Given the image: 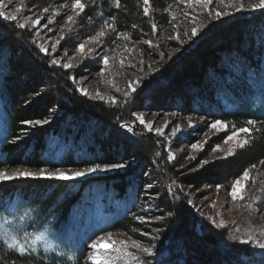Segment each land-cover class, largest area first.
I'll list each match as a JSON object with an SVG mask.
<instances>
[{
    "label": "trees",
    "instance_id": "1",
    "mask_svg": "<svg viewBox=\"0 0 264 264\" xmlns=\"http://www.w3.org/2000/svg\"><path fill=\"white\" fill-rule=\"evenodd\" d=\"M24 2L27 8L38 10L71 7L72 0ZM82 2L86 5L84 12L61 35L65 39L57 40L53 52L51 39H40L41 34L31 26L19 29L15 22L0 19V119L5 132L0 144V167L74 170L91 166L93 161L106 164L121 160L130 162V166L78 182L21 178L0 183V217L11 234L32 236L45 229L70 234L87 224V218L94 214L90 213L99 203L110 221L103 229L93 232L91 238L111 233L120 234L131 243L137 240L144 245L155 244L151 260L145 257L150 264H264V255L254 251L253 246L232 239L233 235H243L249 225L254 229L264 228V164H261L264 161V11L249 18H245L249 11H243L235 19L217 21L208 18L203 7H187L181 0H150L147 16L143 13L142 0H120L119 7L115 6V0ZM191 16L196 21L188 19ZM187 21L197 22L201 31L199 43L193 49H186L185 58L179 59L178 55L174 59L172 55L159 58L160 50L145 43L162 36L168 44L165 50L178 51L176 42H184L181 37L185 28L182 36L176 35L180 36L177 40L166 36H171L174 22L187 24ZM107 25H112L115 31ZM63 26L58 23L54 31L59 32ZM102 30L105 35L98 38L101 48L125 40L139 46L140 60L144 57L155 60L154 67L149 61L137 63L135 72L141 78V85L136 86L130 98L115 97V104L77 92V84L69 79L73 77L71 70L62 66L65 53L74 52L83 40ZM38 46L47 49V54ZM191 56L182 66L184 59ZM52 59H57L59 66L52 65ZM148 68L154 69L152 74L145 72ZM151 82L148 89L144 88ZM145 108L162 114L193 116L209 123L216 120L227 123L229 132L212 138L204 149L206 153L224 141L233 125L245 127L251 119L257 122L260 131L254 129L248 144L233 155L183 179L170 166L166 147L157 135L142 127L132 135L118 130L121 123L135 120ZM43 119L49 123L37 126L25 123ZM156 167L161 168L160 184L167 193L173 190L175 201L141 217L153 221L160 216L159 225L135 219L146 208L142 174L145 169ZM246 169L254 176L243 194L246 205H239L243 212L232 219L238 225L229 224L206 233L197 224V229L192 231L195 217L191 216L183 186L222 185L227 189ZM169 178L175 179L176 184ZM255 197L261 198L259 209L249 210L247 204ZM169 211L172 216L168 215ZM29 223L43 227H29L25 232ZM237 227L241 229L239 234L235 232ZM157 228L159 232L155 231ZM141 233L157 238L148 239ZM80 247L78 244L74 248L60 247L53 252L34 247L25 256H19L0 237V264H88Z\"/></svg>",
    "mask_w": 264,
    "mask_h": 264
},
{
    "label": "rangeland",
    "instance_id": "2",
    "mask_svg": "<svg viewBox=\"0 0 264 264\" xmlns=\"http://www.w3.org/2000/svg\"><path fill=\"white\" fill-rule=\"evenodd\" d=\"M182 1V0H181ZM241 2L245 5L244 10L246 13L245 18H249L253 15L260 14L264 10H256L252 11L248 5L250 3L255 2V0H241ZM0 3H3L5 5V10L9 13H14L16 7H21L23 12V18H31L28 21V26H31V20L39 18L40 24L36 25L35 28H32L38 31V34H41L40 39H51V43L55 44L57 40L60 38L61 35H64L63 33L67 32L68 26H70L71 23H74L76 19L75 12L71 9L69 6H51L48 7L49 11L45 12L44 9H38V10H32L26 7L24 0H0ZM185 3V2H184ZM187 4V3H186ZM187 7L188 4H187ZM191 7H201L199 5L193 4ZM204 8V7H203ZM199 10H202V8H198ZM198 9H196V13L198 12ZM205 9V8H204ZM209 10L211 14L208 16V18L211 16L213 17V20L222 21L224 19H235L238 16H240V12L243 11H236V0H211V2L208 4L207 9H205V13L209 14ZM219 11L222 13L221 17L218 19L215 16V12ZM58 13L57 15H53V13ZM244 12V13H245ZM224 13H228V15H224ZM20 16L21 14H17ZM68 15H71L74 17V20L72 22H66V17ZM49 19H51L52 23H49ZM188 19H192L188 18ZM196 21V20H193ZM191 22L187 21V24H184L183 22L181 25L178 22H174L172 26L170 27L173 29V32L171 31V36H166L169 39H175L177 40L178 37L176 35L182 36V29L185 28L183 31L187 33L185 35L183 33V43L182 42H176V44L179 47V50H165L164 47L167 46L165 41H163L162 36H155L153 42L150 46H153V48H158L159 51V58L166 57L167 55H172L173 59L177 56V58H185L186 56V49H193L196 44L199 43V33L200 28L197 27V22ZM20 22H23V19L20 20ZM58 23H63L64 26L60 27L59 32H55L54 28L55 25ZM72 25V24H71ZM175 25V27H173ZM184 25V26H183ZM193 27H196L198 29L197 36L193 37L191 36V30ZM173 34V35H172ZM96 37V36H94ZM162 38V39H161ZM174 41V40H173ZM81 43H84L86 45L84 53H80L78 51L65 53V58L63 59L62 64L64 63H70L73 65V67L68 68L71 70V75L75 79V83L78 87H83L87 90L88 95L90 99L93 98H101L112 101L115 97H122L125 92H131L132 88H136L137 82L141 81V78L138 74H136L135 69L138 62L146 63L149 61L147 58H142L140 60L139 54H138V45L129 41L121 40V41H115L111 46H105V48H101L102 45L99 43H93L90 39L83 40ZM51 44V45H52ZM147 45H149L147 43ZM51 47V46H50ZM92 49V52L90 53L88 50ZM51 50L53 52V49L51 47ZM184 50V51H183ZM185 53V54H184ZM184 54V55H182ZM108 56L109 61L107 66L102 64L100 62V58L102 56ZM156 55V54H154ZM87 57V58H85ZM189 59H192V56L189 58L184 59L182 62V66L184 63L189 62ZM152 67L155 65V60L149 61ZM158 65V64H157ZM153 68H148L145 70V72L149 71L151 74L153 73ZM103 73L102 75L100 73ZM147 74V73H146ZM21 82V80H20ZM152 82L148 85L144 86V88L148 89L151 86ZM187 84V83H186ZM141 85V82L139 83V86ZM48 86L45 87V89ZM170 87V85H169ZM141 88V87H140ZM168 88V87H166ZM116 89H119V91H116ZM44 90V89H43ZM97 92H99V95H97ZM134 92H131V95ZM148 108H145L144 113L138 114L139 116H143L146 121H151L153 124V129L161 128L164 135H157L155 131H151L155 136L157 135L158 138L164 143L165 149H168V151L165 150V153L167 155V160L170 162V166L173 168L175 172L179 176H181L183 179L188 176H191L193 174H196L198 172L203 171L205 168H207L209 165H211L214 162H218L220 160H223L224 157H229L228 152L230 149L233 150V153H235L239 147H233L234 142L229 141L228 143L221 142L219 145V150L213 152L212 149L206 153L207 145L209 144V141L219 135L220 133L224 132L223 129L220 131H217L215 129H210L209 125L212 123H209L207 121H203L201 119H198L197 117L193 116H186L181 117L178 115L173 114H162L159 113V111H149ZM122 112V111H121ZM121 114V113H120ZM167 122L168 126L164 127L165 123ZM191 122L194 127L189 128L188 124ZM127 123L129 128H122L121 125ZM121 123L118 126V130L124 131L125 133L132 135L136 131L139 132V127H143L135 117V120L128 121ZM179 124L181 126L182 131L177 134L176 137H172L170 135L172 128ZM131 129V130H129ZM145 129V128H144ZM147 132V129H145ZM4 123L0 119V144L2 141V138L4 136ZM244 134H241V137L243 138ZM206 141V143H205ZM193 143H198L200 145V150L192 149L191 145ZM205 149V150H204ZM141 150V149H140ZM169 151L175 156V159L169 160L168 154ZM140 153V152H139ZM203 153V154H202ZM141 151V157H144L142 155ZM204 158H200V157ZM231 156V155H230ZM189 157H195L194 159H189ZM140 159V155L138 157ZM206 160L209 161L208 164L204 165L203 167L200 166V161ZM133 165V162L131 166ZM62 171L69 172V171H76L79 169H61ZM161 168L156 167L152 168L151 170L145 169L144 173L142 174V178L144 181V205L146 208L142 209L138 214L145 215L150 214L151 212H155L157 209L160 211V206L162 204L172 205L175 201L173 196V190L171 189L170 193H167V191L164 189V186L160 184V176L159 171ZM0 171H5L7 173H12L15 171H28V172H38L39 170H30L26 168H10V167H0ZM47 171H54V170H47ZM113 170L106 171V172H96L92 175L80 178L78 180H74L73 182L78 181H84L90 178H94L97 176H104L106 174L112 173ZM177 176V175H176ZM254 176V173H252V177ZM171 178V177H170ZM170 182L176 184L175 179H170ZM243 182V181H242ZM171 183V187H172ZM229 188H223L221 187L220 191H217L216 187H203L198 188L197 186L191 187V186H183V194L187 198V201L191 200L192 204L188 203V207L190 210H192V215L194 218V225L192 228V231H195L196 225H200V229L206 231V233L210 232V230H213L217 228L215 225L218 224L221 220L224 221L225 225L231 224L232 226L238 225V221L235 223L232 222V219L234 218V215L240 214L241 208H239V205H246L245 200L244 201H236L233 202L231 197L229 196ZM256 190V189H255ZM244 194V192H243ZM173 199V200H172ZM146 200V201H145ZM103 206L99 203H96L94 206V211L91 212L90 217L87 218L86 222L83 226L79 227L78 230H74L70 234H60V233H54L49 230H47V239L45 241H38L35 248H40L46 252H53L55 249H58L60 247H68L74 248L77 244L81 245L80 249L81 251H84V254L86 255V261L88 264H90V261L87 260V257L89 253L91 252V249L88 248V244L92 242L93 239H95L97 236L91 238V235L95 231H99L103 229L105 225L108 224L109 216H106L102 213ZM161 213V212H159ZM139 216L135 218L136 220H141ZM160 217V216H157ZM215 221V223H213ZM144 223H153L154 225L160 224V219L157 220H146L143 218ZM0 237H4L5 240L7 237L11 236L10 229L7 228L6 224L2 221L0 217ZM93 226V227H92ZM92 227V229H90ZM44 231V230H43ZM7 234V236L5 235ZM38 233H35L32 236H35ZM108 233H103L99 236H103L105 239L108 238ZM88 237V238H87ZM111 238L113 240H123L128 244H131V240L120 235V234H111ZM148 239L151 238V236L148 235ZM10 242V241H9ZM203 244V243H202ZM200 247V249H203V251H206L205 248L201 245L196 243ZM204 245V244H203ZM251 245V244H250ZM252 246V245H251ZM203 247V248H202ZM129 251L133 252L135 254L134 248L128 249ZM254 251H256L258 254L264 255V250L258 249L254 247ZM207 252V251H206ZM149 260H151V257H149ZM112 264H123L120 260H113Z\"/></svg>",
    "mask_w": 264,
    "mask_h": 264
},
{
    "label": "snow or ice",
    "instance_id": "3",
    "mask_svg": "<svg viewBox=\"0 0 264 264\" xmlns=\"http://www.w3.org/2000/svg\"><path fill=\"white\" fill-rule=\"evenodd\" d=\"M149 2L150 0H142V3L144 5L143 7V13L145 16L149 15ZM182 2H185L188 4L189 7H191L193 4L199 5L201 7H204L207 9L208 4L211 2V0H182ZM115 6L119 7L120 6V0H115ZM5 5L3 3H0V19H3L4 21H9V22H15V25L19 29H25L28 25V21L31 18H23V12L21 7H16L14 13H9L5 10ZM86 5L82 2V0H72L71 2V9L75 12L76 16H79L82 12H84ZM245 5L241 2V0H236V11H243ZM248 7L252 11L256 10H264V0H255V2L250 3ZM45 12H48L49 9L45 8ZM165 11H169V9H165ZM17 14H21L18 16ZM58 13L54 12L53 15H57ZM211 14L209 10V15ZM187 16V13L184 14ZM222 15L221 12L216 11L215 16L216 18H220ZM224 15H228V13H224ZM23 19V22H20V20ZM175 19V17H173ZM193 20L196 19V17L192 18ZM74 20V17L71 15H68L66 17V22H72ZM49 23H52L51 19H49ZM40 24V19H32L31 20V26L33 28L36 27V25ZM107 27H111L113 31H115V28L112 25H107ZM135 27V25H133ZM175 27V25L173 26ZM153 32L156 31V25H152ZM198 34V29L196 27H193L191 30V36L195 37ZM105 35V32L102 30L96 34V37H89V39L93 43H99L100 37H103ZM187 35V33H185ZM125 39H129L127 35L124 36ZM61 40L65 39V37L61 36ZM59 42V41H58ZM57 42V43H58ZM145 43H148L151 45L150 41H145ZM56 44H52L51 47L53 50L56 49ZM40 47V51L44 52L47 54V49H45L43 46H38ZM86 45L84 43L78 44L76 47V51L80 53H84ZM90 53L92 52V49L88 50ZM87 58V57H85ZM109 61L108 56H102L100 58V62L107 66ZM52 65H58L59 66V61L57 59H52L51 60ZM65 69L73 67L72 64L70 63H64L62 65ZM101 75L103 74L102 72L100 73ZM69 79H73V77H69ZM142 82V81H141ZM139 83L137 82V87H139ZM77 92H80L82 95H88V92L85 88L83 87H78L76 88ZM116 91H119V89H116ZM136 89L132 88L131 92H135ZM131 92H125L124 95L126 98H130ZM97 95H99V92H97ZM264 95V94H262ZM103 99V97H101ZM112 103L115 104L116 101L115 99L112 100ZM134 115H136L134 113ZM175 115V114H173ZM136 120L143 125L145 129L148 131H155L157 135H164L163 131L161 128H156L153 129V124L151 121H146L143 116L136 115ZM26 124H29L31 126H37V125H44L49 123L47 119L43 120H35V121H25ZM256 121L255 120H247L246 124L248 126L245 127H239L236 128L235 125L232 126V130L230 131V134L226 135L224 139V143H228L229 141H233V147H239L243 148L245 147L246 144L249 142V137L252 135L253 130L259 132L260 129L256 128ZM168 124L167 122L165 123L164 127H167ZM122 128H129L127 123H124L121 125ZM189 128L194 127V125L189 122L188 124ZM210 129H215L217 131H220L223 129L225 132H229V125L225 123L222 120H216L212 124L209 125ZM131 130V129H129ZM182 131L181 126L179 124L175 125L172 128V131L170 135L172 137H176L178 133ZM241 134L243 135V138L241 137ZM17 140L20 139V137L16 138ZM15 142V141H13ZM206 143V141H205ZM192 149L200 150V145L198 143H193L191 145ZM168 151V149H165ZM219 150V145H217L215 148L212 149L213 152ZM233 150L230 149L228 152V155H233ZM159 155V153H157ZM195 157H189V159H194ZM227 157H224L226 159ZM168 159L171 161L175 159V156L169 151L168 154ZM91 166L76 170V171H69L65 172L62 171L59 167H57L54 171H47L43 168L39 169L38 172H28V171H15L12 173H7L5 171H0V183L4 182H9L12 180H17V179H47V180H55V181H63V182H68V181H74L78 180L80 178L92 175L96 172H106L110 170H115V169H125L130 166V162L121 160L118 162H113V163H106V164H101L99 162H90ZM209 161L206 160H201L200 161V166L203 167L204 165L208 164ZM261 164H264V161H261ZM255 165L252 166L253 169H255ZM252 171L250 169H246L243 171L242 176L240 178H237L231 185V188L229 190V196L231 197L233 202L236 201H244L245 196L243 195V192L246 190V186L248 185V182L252 180ZM243 181V182H242ZM222 185H216L217 191H220ZM260 197H255L253 198V202L247 204V207L249 210L259 209V202H260ZM189 204H192V201H188ZM11 214V212H9ZM27 216V213L25 214ZM169 216H172L173 213L169 211L168 213ZM139 219L143 220V217H140ZM157 220L162 219V217H156ZM6 223H10L6 221ZM215 223V221H213ZM235 223V222H234ZM219 229H223L227 227L224 223L223 220H221L218 224L215 225ZM2 227V226H0ZM34 228V229H39L43 226L40 225H34V224H27L26 227L24 228V231L27 232V228ZM156 232H159L160 229L157 228L155 229ZM235 232L237 234L241 233V229L239 227L235 228ZM47 230L45 229L44 231H39V234H36L35 236H31V234H25L22 237H18L16 235H11L7 237L6 243L9 249L12 250L13 253H18L19 256H25L26 253H28L30 250H34V246L38 241H45L47 239ZM7 236V234H5ZM108 238L105 239L103 236H97L95 239L92 240L91 243H89L87 246L89 249H91V252L89 253L87 260L90 261V264H112L113 260H120L123 262V264H150V261L145 259V257H152L153 256V250L156 248L155 244L151 245H144L140 241L133 240L131 244L126 243L123 240H113L111 238V233H108ZM141 235L148 236V233H141ZM157 237H151V239H156ZM233 240L237 241L239 244H251L253 247L262 249L264 250V228L260 229H254L250 225L247 226L243 230V235H233L232 237ZM10 241V242H9ZM134 248L136 249L137 253H140L142 255L134 254L133 252L129 251L128 249Z\"/></svg>",
    "mask_w": 264,
    "mask_h": 264
}]
</instances>
